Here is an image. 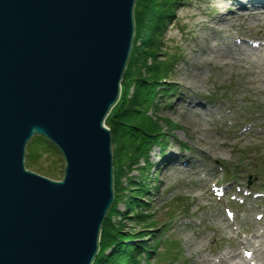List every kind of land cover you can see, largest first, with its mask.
Instances as JSON below:
<instances>
[{"label":"water","instance_id":"95a60500","mask_svg":"<svg viewBox=\"0 0 264 264\" xmlns=\"http://www.w3.org/2000/svg\"><path fill=\"white\" fill-rule=\"evenodd\" d=\"M135 2L0 0V264H92ZM35 135L61 153L62 178L26 167Z\"/></svg>","mask_w":264,"mask_h":264},{"label":"rangeland","instance_id":"374dc122","mask_svg":"<svg viewBox=\"0 0 264 264\" xmlns=\"http://www.w3.org/2000/svg\"><path fill=\"white\" fill-rule=\"evenodd\" d=\"M161 40L175 58L164 82L172 83V90L158 95L148 115L165 133L164 149L151 146L146 159L132 166L127 175L143 179L148 191L140 193L138 205L127 207L134 190H120L122 214L117 211L115 220L131 230L139 227L132 209L145 210L146 219L159 225L147 233L180 247L162 264H236L229 255L239 251L246 258L242 243L254 240L253 232L264 233V6L248 0H186L176 7ZM114 139L111 132L113 150ZM170 153L180 158L167 160ZM31 160L33 168L44 171L28 168L62 178L60 153ZM125 171L119 181L128 187ZM228 210L234 212L231 217ZM257 245L264 248V241ZM247 258L259 263L251 254Z\"/></svg>","mask_w":264,"mask_h":264},{"label":"trees","instance_id":"16d2710c","mask_svg":"<svg viewBox=\"0 0 264 264\" xmlns=\"http://www.w3.org/2000/svg\"><path fill=\"white\" fill-rule=\"evenodd\" d=\"M184 1L136 0L135 2L134 15L137 18L135 38L122 77L120 98L115 110L110 112L105 120L107 124L109 121L108 127L113 133V138L117 140V147L114 150L112 148L114 199L102 223L99 248L92 264H148L146 260L144 261L143 254L150 253L157 255L155 259L157 264L159 261L171 259L172 252L180 249L178 243L158 238L163 247L159 250L155 243L146 239L149 235L147 228L157 225L146 219L145 210L132 209L135 223L139 225L133 228L135 231L125 230L122 224L116 222L114 215L118 211V198L123 195L120 190L126 188L134 190L131 198L128 196L130 201L127 207L133 203L138 205L140 193L148 191L143 179L136 177L131 180L127 174L132 170L133 165L138 164V159H146L151 146H163L165 133L148 112L157 103L159 94L169 95L172 90L171 85L164 82L175 58L168 49L162 48L161 38L167 22L175 14L176 7ZM131 85L132 89L129 92L128 88ZM45 152L59 153L45 137L33 136L26 145V167L33 168L35 165H32L31 158L36 159ZM33 169L44 171L41 167ZM123 171H125L124 176L127 175L128 187L126 183L122 185L119 181ZM262 172L264 173V169ZM159 243L157 241V244Z\"/></svg>","mask_w":264,"mask_h":264},{"label":"bare ground","instance_id":"6f19581e","mask_svg":"<svg viewBox=\"0 0 264 264\" xmlns=\"http://www.w3.org/2000/svg\"><path fill=\"white\" fill-rule=\"evenodd\" d=\"M248 1L252 2V3L256 2V3H259V4L264 6V0H248ZM238 7H239V9H243L244 4L239 3ZM172 156H174V158H175L176 154L173 155L172 153H170V155L166 156L165 158L168 160V158H171ZM176 158H180V156H178V157L176 156ZM253 235L255 237L254 240H245L242 243V245L245 246V248L247 250H250L252 258L254 257V258H256L259 261V263H256V264H264V261H263L264 248L257 245L258 241H260V240L264 241V233L261 234V233L253 232ZM248 246H250V247H248ZM250 248H252V249H250ZM246 249H244V250H246ZM244 250H242V251L244 252ZM229 259H235L236 260V264H248V262H249V264H252L251 260L246 259L243 255H241L239 253V251L238 252L237 251L236 252H232L229 255ZM221 261H224V259H221Z\"/></svg>","mask_w":264,"mask_h":264}]
</instances>
